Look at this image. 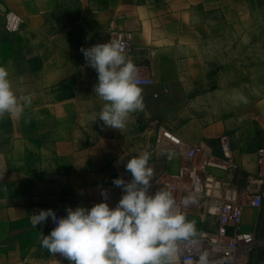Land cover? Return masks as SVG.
Segmentation results:
<instances>
[{
	"label": "crops",
	"instance_id": "crops-1",
	"mask_svg": "<svg viewBox=\"0 0 264 264\" xmlns=\"http://www.w3.org/2000/svg\"><path fill=\"white\" fill-rule=\"evenodd\" d=\"M19 14V30L8 33L0 16V66L10 74L18 97L31 100L23 115L0 116V264H69L41 244L51 218L34 227L31 218L51 208L91 207L106 199L114 207L126 182L128 159L150 153V193L176 174L186 160L169 130L190 145L222 156L220 137L230 138L238 171L211 172L236 184L246 202L242 227L264 236V207L252 193L264 182L258 150L264 147V0H0ZM133 33L125 56L138 76L144 109L130 113L126 126H104L105 101L95 95L97 72L81 48L108 33ZM158 94V95H157ZM157 95V96H156ZM183 190L194 204L183 212L196 237L217 220L204 198ZM264 261V247L249 264Z\"/></svg>",
	"mask_w": 264,
	"mask_h": 264
},
{
	"label": "clouds",
	"instance_id": "clouds-1",
	"mask_svg": "<svg viewBox=\"0 0 264 264\" xmlns=\"http://www.w3.org/2000/svg\"><path fill=\"white\" fill-rule=\"evenodd\" d=\"M81 51L87 65L97 72L95 95L106 102L93 120L110 128H124L129 114L145 107L135 63L112 39ZM30 103L29 98L17 96L9 71L0 66V116L19 117ZM150 155L143 152L128 159L125 170L131 174L129 181L122 177L113 180L122 189L114 207L103 199L90 208L68 207L64 216H57L51 208L33 213L34 227L49 218L55 225L43 235L42 246L62 255L69 264H175L177 241L195 235L196 226L180 210L171 190L150 193ZM194 203L191 196L181 202L185 208ZM200 264H207L206 257H201Z\"/></svg>",
	"mask_w": 264,
	"mask_h": 264
},
{
	"label": "built area",
	"instance_id": "built-area-1",
	"mask_svg": "<svg viewBox=\"0 0 264 264\" xmlns=\"http://www.w3.org/2000/svg\"><path fill=\"white\" fill-rule=\"evenodd\" d=\"M0 16L8 33L19 30L24 21L19 14L7 10L2 4ZM133 37L132 32L116 30L108 33L97 43L116 40L122 45L125 54L130 49ZM153 83L151 77L138 76L139 85ZM165 139L171 140L186 156V160L176 174H164L158 178V182L173 192L182 212L183 190L186 188L185 184H188L187 190L193 195L203 197L207 213L217 220L215 229H204L196 237L177 241L175 264H200L202 256L206 257L207 264H249L252 255L264 247V236L243 229L246 202L240 198L238 187L235 183L211 172L212 168L238 171L229 136L220 137L222 156H214L200 145H190L169 130L157 134L156 144L162 143ZM257 153L262 175L264 147ZM249 203L256 209L264 207V182L258 192L251 194ZM56 214L62 216L59 211ZM261 264H264V261Z\"/></svg>",
	"mask_w": 264,
	"mask_h": 264
}]
</instances>
